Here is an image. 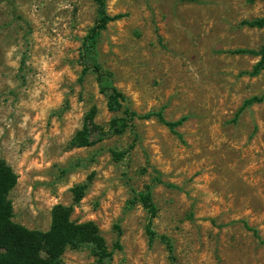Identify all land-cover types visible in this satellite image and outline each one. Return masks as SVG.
Wrapping results in <instances>:
<instances>
[{
    "label": "rangeland",
    "instance_id": "rangeland-1",
    "mask_svg": "<svg viewBox=\"0 0 264 264\" xmlns=\"http://www.w3.org/2000/svg\"><path fill=\"white\" fill-rule=\"evenodd\" d=\"M110 15L97 40L104 80L137 112L186 116L172 133L156 118L91 146L70 148L85 114L103 129L110 112L92 70L81 77V40L93 24V0H0V159L16 174L13 220L47 230L53 205L72 204L71 188L88 181L71 218L92 220L108 264H168L163 243L148 242V214L127 206L158 169L177 187L154 184L152 226L167 235L177 264H264V100L236 112L264 90L258 57L230 53L264 45V0H106ZM132 149L120 160L112 150ZM62 264H98L87 246L66 249Z\"/></svg>",
    "mask_w": 264,
    "mask_h": 264
},
{
    "label": "trees",
    "instance_id": "trees-1",
    "mask_svg": "<svg viewBox=\"0 0 264 264\" xmlns=\"http://www.w3.org/2000/svg\"><path fill=\"white\" fill-rule=\"evenodd\" d=\"M254 2L255 0H248ZM96 17L81 40L79 59L82 64L81 77L87 71L92 70L96 75L98 90L106 99V107L110 112H120L121 117H113L109 120L108 127L103 129L94 121L95 106H91L85 114L83 123L68 142V147L79 148L91 146L106 136L122 134L130 131L134 138L137 132L133 121L135 119L156 118L165 125L172 133L179 136L176 128L181 125L186 116L175 120H167L161 109L137 112L130 105L129 97L120 89L104 80L105 72L96 61L97 40L107 24L124 16V13L110 15L106 9V0H93ZM243 24L249 27H264V16L244 20ZM230 53L253 54L258 57L249 74L254 76L264 68V45L257 49L236 48L229 50ZM264 100V90L259 95L245 98L236 112V115L245 107ZM133 147L131 143L126 149L112 150V158L120 160ZM154 173L149 183L143 185L140 190L132 189V197L127 201L128 207L135 204L147 212L148 218L144 226L148 242L158 238L168 254V264H177L174 247L171 239L164 234L158 235L152 226V219L157 214V206L153 201L152 189L154 184H164L169 187H177L176 184L162 179L161 172L151 166ZM16 174L4 159H0V264H62L61 256L66 249H78L87 246L98 264H108L114 248H119V238L122 230L115 225L116 240L112 249L108 248L106 241L98 226L92 220L78 222L71 218L72 204L78 203L88 185L87 181L74 185L71 188L72 204L53 205L50 212V225L47 230L29 229L13 220L12 201L9 197L11 189L16 183ZM245 228L260 239L257 229L242 221Z\"/></svg>",
    "mask_w": 264,
    "mask_h": 264
}]
</instances>
